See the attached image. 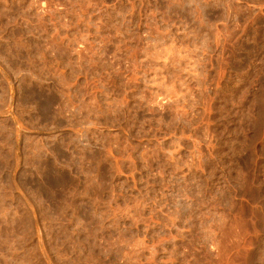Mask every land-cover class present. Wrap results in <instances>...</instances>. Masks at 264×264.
<instances>
[{
  "label": "rangeland",
  "instance_id": "374dc122",
  "mask_svg": "<svg viewBox=\"0 0 264 264\" xmlns=\"http://www.w3.org/2000/svg\"><path fill=\"white\" fill-rule=\"evenodd\" d=\"M0 264H264V0H0Z\"/></svg>",
  "mask_w": 264,
  "mask_h": 264
}]
</instances>
